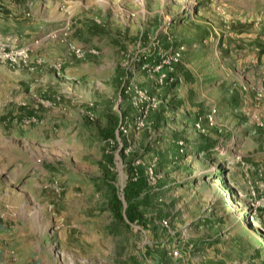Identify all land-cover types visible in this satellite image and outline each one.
<instances>
[{
    "label": "rangeland",
    "instance_id": "374dc122",
    "mask_svg": "<svg viewBox=\"0 0 264 264\" xmlns=\"http://www.w3.org/2000/svg\"><path fill=\"white\" fill-rule=\"evenodd\" d=\"M0 264H264V0H0Z\"/></svg>",
    "mask_w": 264,
    "mask_h": 264
},
{
    "label": "trees",
    "instance_id": "16d2710c",
    "mask_svg": "<svg viewBox=\"0 0 264 264\" xmlns=\"http://www.w3.org/2000/svg\"><path fill=\"white\" fill-rule=\"evenodd\" d=\"M118 127H119V123L117 121L113 120L110 123V126L108 127V129L106 131L109 139H117L116 131H117ZM129 178L130 179H129V183H128L127 191H126L127 192L126 195H127L128 199L131 196L133 197L138 192V190L135 187V183L133 182V179H134L133 173H131ZM119 206H120V204H119ZM126 215L130 221H134L136 216H137L136 208L133 206H130L126 212Z\"/></svg>",
    "mask_w": 264,
    "mask_h": 264
},
{
    "label": "built area",
    "instance_id": "2783aa9c",
    "mask_svg": "<svg viewBox=\"0 0 264 264\" xmlns=\"http://www.w3.org/2000/svg\"><path fill=\"white\" fill-rule=\"evenodd\" d=\"M122 130H124V128H122ZM174 256H178V253H174Z\"/></svg>",
    "mask_w": 264,
    "mask_h": 264
}]
</instances>
